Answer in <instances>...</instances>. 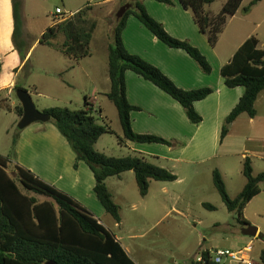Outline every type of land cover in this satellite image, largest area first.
<instances>
[{
  "label": "trees",
  "instance_id": "trees-1",
  "mask_svg": "<svg viewBox=\"0 0 264 264\" xmlns=\"http://www.w3.org/2000/svg\"><path fill=\"white\" fill-rule=\"evenodd\" d=\"M167 5H173L171 0H157ZM221 0H179L181 5L193 12V19L200 32L206 35L209 44L215 48L230 17L239 12L244 0H226L219 14L214 15L206 7ZM263 0H251L243 11L248 13L253 6ZM24 0H12L15 31L13 41L21 54L22 60L27 53L18 43V37L23 32L21 9ZM123 3L121 6L125 5ZM93 6L89 3L73 16L55 23L40 37V44L61 51L74 62H79L91 55V42L98 23L91 17ZM135 16L158 40L173 49H182L195 61L205 74L212 73V65L208 58L187 40H179L170 35L164 25L149 15L147 8L136 0L132 8L116 21L113 27L109 45L108 73L110 90L108 99L116 106L123 129V138L119 139L122 146L128 142L139 144H163L176 147L177 141L167 140L152 134H139L132 126L131 113L139 110L132 105L127 97L126 74L131 71L163 90L165 94L177 101L183 108L188 120L200 124L203 118L195 110V104L213 94L210 87L196 90H185L177 86L161 69L145 61L141 56L130 53L123 42V33L129 16ZM59 36L64 40L59 43ZM24 66V69L27 66ZM228 88L245 89L238 105L231 110L225 119L221 138L229 134L230 126L241 115L250 118L256 116V102L264 92V45L259 44L255 36L246 40L235 53L233 59L221 69ZM24 89L18 83L13 91ZM87 101V100H86ZM7 102L8 101H3ZM1 105L2 100L0 97ZM0 110H13L20 118L23 108L18 104L13 109L10 106ZM85 108L72 111L68 107H55L44 110L52 118L57 130L67 139L70 147L76 153L75 168L80 161L85 162L95 176L94 192L99 203L113 220L120 224V207L109 190L106 180L120 177L133 171L141 197L145 198L152 181L171 183L178 180L177 175L151 163L144 156H126L115 158L106 156L96 150L101 136L113 133L109 126L99 124L92 109ZM18 132H21L18 129ZM19 134L13 139L16 146ZM251 158L243 161V175L247 182L242 192L232 199L228 194L224 178L218 170L213 172V185L228 211L239 216V222L250 225L243 217L245 207L253 198L261 193L264 183V173H254ZM16 173L11 176L10 170ZM39 196L46 198L41 200ZM205 208L214 211L215 207L205 203ZM209 251L201 255L209 263ZM264 264V251L260 254ZM136 264L127 254L125 248L88 208L77 202L66 192L45 183L32 171L19 166L15 158L0 156V264ZM192 264H198L194 261Z\"/></svg>",
  "mask_w": 264,
  "mask_h": 264
},
{
  "label": "crops",
  "instance_id": "crops-1",
  "mask_svg": "<svg viewBox=\"0 0 264 264\" xmlns=\"http://www.w3.org/2000/svg\"><path fill=\"white\" fill-rule=\"evenodd\" d=\"M174 1L177 4L175 8H168L165 4L154 0H148L146 5H144L149 15L161 22L170 35L179 40H188L190 44L197 47L208 58L212 65L211 74L203 73L186 51L169 48L165 43L158 40L156 36L133 15L129 16L127 19L126 28L122 36L125 47L130 53L141 56L145 61L161 69L179 88L191 91L210 87L213 90V94L195 104V110L202 116L203 121L200 124H193L188 120L184 108L177 101L140 75L131 71L127 72L126 86L128 100L132 105L139 107V110H134L131 113L132 126L135 132L139 134L157 135L164 139L174 140L179 143L176 147H167L163 144H139L128 142L127 147H131L132 150L138 152L140 156H144L148 160L152 159L160 163L163 162L168 164L170 167H166L165 165L158 166L169 170L178 177V180L171 183L152 181L148 195L145 198L141 197L145 210H148L151 203L148 198L152 193V188H160L161 196L165 197L166 200L162 202L156 199L157 202L155 201L156 203H154V210L164 213L165 217L168 213L172 212L185 219V217H189L185 213L192 212L189 206L190 201L188 200V204L184 205V207H180L178 204L183 201L186 202L190 194L185 192V190L181 192H177V190L174 191V187L184 181L190 183L196 182V186L199 187L196 188V190H199L200 187L202 188L203 185L197 182L200 176L199 172L195 173L193 176L186 175L185 173L182 177L180 173L176 172L178 166L183 164L187 167L202 165L208 162L211 163L222 156L220 152L221 149H223L226 151L224 154L225 156H235L238 151L242 152L243 161L247 157L251 158L250 160L253 167L254 162L252 159L255 158V155L252 153H258L256 150L260 148L257 145L248 147L245 143L244 145L243 143H239L238 145L241 150H238L239 148L236 150V141L231 135L238 129L244 128L254 133L256 129L264 126V111H261V106L264 105V92L257 99L256 116L250 118L246 114L241 115L230 126L229 134L222 139L221 134L225 119L231 110L238 105L240 99L244 95L245 89L242 87L228 88L225 79L221 75V69L233 59L235 53L246 40L253 36L258 38V36H256V31L261 28L262 23L258 22L252 30L250 16L257 5L253 6L248 13L244 14L242 8L246 4L249 5L251 2V0H244L239 12L230 17L226 25V27H228L231 22L233 23L235 20L241 19V24H237V28L233 29L232 39H230L225 47H221L219 45L220 38L216 47L213 48L207 40L208 37L200 32L193 18L190 17V12L183 8L179 0ZM27 2L28 0H24L21 9L23 32L21 36L18 37V43L24 47V51L27 53L25 59L22 60L21 54L15 47L13 41L15 25L12 0H0V97L3 93H8L7 98L8 102L12 103L9 104L12 109L19 104L18 101H15L12 97V92L15 84L18 83L20 71L24 69L31 54L41 45L39 42L40 38H38L30 48V31L27 22L30 19V13L33 12L28 9ZM118 2L119 4L125 2L129 3V0H104L105 4L110 5ZM210 12L214 13L212 11ZM55 23L54 21L49 28ZM110 26V33L112 29L111 35L110 33L100 36H97L96 33L93 35L91 55L89 57L79 62H74L68 57L67 62L69 66L61 68L58 76V84H61L59 86L62 87L59 88L58 85H56L59 91L65 89L64 86H66V83L61 79V72L64 70H72V72H74L76 71V67H78V71L82 73L81 75L84 76L85 79L88 78L89 81L102 85L103 90L95 88L91 91L93 97L92 95L91 97L90 95H85L87 100L86 103L89 104L88 108L92 109V113L97 119L98 117L104 119V109L102 108L103 106L97 107L101 103V100L96 94L107 97L106 95L110 90L111 83L107 60L109 59V45L111 43L114 26ZM258 39L260 46L263 47L264 41L261 42V39ZM70 86L74 87L75 85L73 84ZM49 109L51 108H45L44 110L46 111ZM0 111V114L2 112L16 114L13 110ZM17 118L16 121L21 119L19 116ZM33 125L34 124L22 130L19 134L16 144L15 162L18 163L19 166L32 171L45 183L66 192V194L76 199L81 205L88 208L95 217L102 222L101 217L108 216V214L95 195V176L90 167L85 162L80 161L78 167L75 168V152L70 147L67 139L57 130L58 128L55 125L51 123L44 124L42 122H37V124ZM103 136H101L96 146L99 145ZM255 137L253 135H249V137L245 136L244 141L248 140L247 142H249L250 139L253 140ZM254 140H256V138ZM239 141L241 140L239 139ZM149 161L152 163L151 160ZM208 172L210 175H213L214 169L209 167ZM131 173L135 176L133 171H129L115 178H117L119 182H122L127 175H132ZM241 173L243 174V167ZM206 174H204V177H206ZM112 178L114 177L106 180L107 187L111 192L112 190L108 182ZM169 197L172 203L170 206H167V199ZM206 199L207 198L204 197L200 202V206L204 209H206L204 207L205 203L209 204V202H206ZM165 217H163V219ZM111 219L113 221V229L119 228L123 224V221L118 224L113 218ZM245 221L248 222L246 219ZM203 222L202 218L195 219V223L201 224ZM105 227L112 232L110 228L107 226ZM243 228L244 227H242L241 230ZM259 230L261 229H258V233H260ZM112 234L114 235V233ZM115 237L122 244L123 237H119L116 234ZM248 245L254 246L251 241L237 252L243 250ZM127 250L128 249L125 248V251L129 254ZM206 250L213 252L214 249L206 248ZM217 250L224 249L217 248L216 251ZM253 254L254 248L250 254L251 260L254 263Z\"/></svg>",
  "mask_w": 264,
  "mask_h": 264
},
{
  "label": "rangeland",
  "instance_id": "rangeland-1",
  "mask_svg": "<svg viewBox=\"0 0 264 264\" xmlns=\"http://www.w3.org/2000/svg\"><path fill=\"white\" fill-rule=\"evenodd\" d=\"M135 1L129 0V3L133 4ZM140 1L146 5L148 0ZM171 1L173 5H167L164 2L160 3L165 4L168 8H175L177 6L176 2L174 0ZM225 1L221 0L208 5L206 9L217 15L222 10ZM27 3L28 9L33 12L30 13V19L27 22L30 31V48L40 38L41 34L53 24L55 19H62L70 12L74 14L88 3L93 6L91 17L98 23L97 36L107 35V33H110V25L114 26L118 20L116 13L122 7L119 2L110 5L105 4L104 0H28ZM246 5L242 8V11ZM256 5L257 7L254 8L250 16V21L252 30L258 22L262 23L261 28L256 31V36L262 42L264 41V0ZM57 8L62 9L63 15L55 16ZM187 10L190 12V17L193 18L192 10ZM243 13L245 14L244 11ZM240 21L241 19L235 20L228 27L225 26V32L223 31L220 35L219 45L221 47H225L232 39L233 29L237 28V24H241ZM63 40V36H59L57 39L59 43ZM68 57L61 51L39 45L28 58L26 68L21 69L18 84L30 93L39 111L55 107H68L72 111H77L83 109L86 105L85 95H90V97L92 95L93 97L92 90L95 88L103 90L102 85L91 82L88 78L85 79L81 75L82 73L78 71V67H76L74 72L72 70L61 72V79L66 83V86H64L65 89L59 91L57 88L62 87L59 86L61 84H58L59 72L61 68L69 66ZM73 84L75 85L74 87L70 86ZM7 94L5 92L1 95L2 103L3 101H8ZM96 96L101 100L97 107L103 106L102 108L104 109V119L98 117V122L103 126H110L113 130V133L104 134L105 136H103L99 145L96 146V150L106 156L115 158L134 155L139 157V153L132 150L131 147L122 146L119 143V139L123 138V129L116 106L108 97L101 94H96ZM12 97L21 104L14 91L12 92ZM9 104L12 103L4 102L2 105L0 103L1 107L9 106ZM261 111H264V105L261 106ZM17 117V114H9L8 112L0 114V156L16 157V146L13 144V139L16 134H20L18 132L20 120L16 121ZM49 123L54 125L52 121ZM249 135L256 136V140L254 138L253 140L250 139L249 142H247L248 140L244 141L245 136L249 137ZM231 137L236 141V150L238 148V150H241L239 143H243V145L245 143L248 147L257 145L260 148L256 150L260 154L252 153L255 155V158L252 159L254 162L253 170L257 175L264 173V126L256 129L254 133L245 128L238 129L233 132ZM225 153L226 151L221 149L220 155L222 156L211 163L187 167L182 164L176 168V172L180 173L182 177L185 173L193 176L199 172L200 176L197 182L203 185L202 188L200 187L199 190H196V188H199L196 186V182L184 181L174 187V191L181 192L185 190V192L190 194L186 202L183 201L178 204V206L184 207V205L188 204V200L190 201L189 206L192 212L185 213L189 217L184 219L172 212L165 217L164 213L156 212L154 210L156 199L162 202L166 199L161 196L160 188L154 187L148 198L151 203L148 210H145L135 181L136 178L131 173L132 175H127L122 182H119L117 178H112L108 182L114 199L120 207L123 224L119 228L113 229V221L110 215L101 217V223L110 228L114 235L123 237L122 244L128 249V255L136 264H192L202 252L206 251V248L214 249V252L217 248L230 249L231 252H237L251 241L254 245L252 247V250L254 248V263L263 264L259 257L264 251V238L255 239L242 235L241 228L244 225L239 222V216L236 213L227 210L225 203L213 185V175L208 172L210 167L222 174L228 194L232 199H235L242 192L247 182L241 173L243 167L242 152L238 151L235 156H225ZM149 160L153 164L170 167L166 163ZM10 173L11 176H16L12 169ZM204 174H206V177H204ZM204 197L207 198L206 202L215 207L214 211H209L208 208L204 209L200 206V202ZM39 198L42 201L46 200L42 196H39ZM167 200V206H170L172 203L171 198L169 197ZM163 217L165 218L163 219ZM243 217L250 225L261 229L259 232L264 236V183L261 185V193L257 197L255 196L245 207ZM196 218H202L204 222L201 224L195 223Z\"/></svg>",
  "mask_w": 264,
  "mask_h": 264
},
{
  "label": "water",
  "instance_id": "water-1",
  "mask_svg": "<svg viewBox=\"0 0 264 264\" xmlns=\"http://www.w3.org/2000/svg\"><path fill=\"white\" fill-rule=\"evenodd\" d=\"M132 3H126L123 5L120 10L116 13L117 18L120 20L126 12L132 8ZM16 95L19 101L21 102V107L23 108V116L20 119L18 124V129L20 131L30 127L32 124L37 122L49 123L52 118L49 114H46L44 111H39L36 108V104L27 90L17 89ZM242 235L255 238H264L261 233H258V228L254 225H247L241 230ZM53 264V263H48Z\"/></svg>",
  "mask_w": 264,
  "mask_h": 264
},
{
  "label": "built area",
  "instance_id": "built-area-1",
  "mask_svg": "<svg viewBox=\"0 0 264 264\" xmlns=\"http://www.w3.org/2000/svg\"><path fill=\"white\" fill-rule=\"evenodd\" d=\"M63 15V11L61 8H57L55 10V16ZM74 14L68 13L67 16L62 17V19H55V22H61L64 18L69 16H73ZM252 252V245H248L243 250L239 252H231V250H217L209 253V263L215 264H254L251 260L250 254ZM196 262L198 264H207V260L200 255Z\"/></svg>",
  "mask_w": 264,
  "mask_h": 264
}]
</instances>
